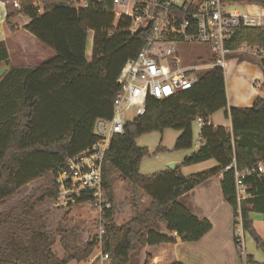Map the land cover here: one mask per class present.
<instances>
[{"label":"trees","instance_id":"obj_1","mask_svg":"<svg viewBox=\"0 0 264 264\" xmlns=\"http://www.w3.org/2000/svg\"><path fill=\"white\" fill-rule=\"evenodd\" d=\"M86 1L89 4L86 10L74 9L70 0L19 2L17 11L28 20L23 30L50 49L53 58L38 68L11 70L1 84L18 83L21 96L14 105L0 102V205L30 183L49 174L54 176L68 159L98 141L94 123L111 120L115 98L121 91L117 77L123 65L135 58L148 35L145 29L130 36L126 30L131 23L124 18L118 22L116 32L108 36L113 24L111 2ZM237 1L264 7V0ZM4 24L10 33L17 32L10 12ZM89 34L93 36L90 62L86 59ZM244 43L264 48V29H239L227 46L234 49ZM0 58L3 61L7 57ZM259 66L264 76V62ZM8 108H11L9 114L2 116ZM221 110L229 120L228 128L211 123V117ZM199 120L204 125L200 127L198 150L174 169L148 176L140 174L141 161L150 157V153L137 146L139 137L175 130L180 135L174 151L189 150L193 144L192 123ZM164 151V148L156 150ZM209 160L216 163L215 168L188 177L181 174V166ZM263 162L264 98L257 97L249 108H228L224 72L210 70L190 90L162 101L149 98L145 114L127 122L122 135L112 137L102 166L104 196L112 209L103 216L100 243L93 239L72 254L65 245L63 259L57 258L52 251L56 240L48 231L46 218L37 204L28 200L21 206L18 219L0 216V232L8 227L0 242V264H80L87 262L99 245L101 256L110 264H139L137 256L145 246L173 243L170 233H175L182 242H197L211 231V224L193 215L184 197L205 181L218 177L222 197L233 211L235 225L240 217L242 232L252 238L264 257V240L256 233L250 218L251 214L264 218V171L241 179L248 198L240 203L236 199L233 168L224 172L231 165L242 172ZM109 171L127 181L132 189L135 214L120 226L114 222L113 179L108 177ZM56 195L52 180L40 203L53 202ZM139 195L150 200L143 212L136 208ZM66 218L67 214L63 219ZM160 224L165 226L166 234L159 231ZM57 231L65 233L61 228ZM66 233L76 240L75 230ZM236 240L235 246L242 257ZM243 262L258 264L248 255Z\"/></svg>","mask_w":264,"mask_h":264},{"label":"built area","instance_id":"obj_2","mask_svg":"<svg viewBox=\"0 0 264 264\" xmlns=\"http://www.w3.org/2000/svg\"><path fill=\"white\" fill-rule=\"evenodd\" d=\"M112 4L113 24L108 36L116 32L118 22L130 20L126 30L130 36L148 30L144 44L134 59L122 67L117 84L121 91L115 98L112 118L97 120L94 134L98 141L68 159L57 169L54 184L57 195L51 205L55 209L69 208L90 203L97 212L99 228L96 239L101 242L104 233L103 216L112 209L102 187V166L111 139L123 134L127 122L143 116L149 98L162 101L190 90L199 78L213 69H228L229 58L251 57L264 62V48L242 44L231 49L227 46L237 30L243 28L264 29V7L253 2L237 0H105ZM20 1L8 2L20 10ZM76 10H86V0H70ZM198 45L205 51L198 58H206L197 64L185 66L183 47ZM183 54V56H182ZM254 89L262 91L261 82L253 81ZM204 124L198 121L199 128ZM233 168L237 202L248 198L242 178L253 173H263L264 162L237 172ZM240 214L239 210L237 211ZM238 220L237 242L243 254L241 219ZM100 253V245L98 248Z\"/></svg>","mask_w":264,"mask_h":264},{"label":"rangeland","instance_id":"obj_3","mask_svg":"<svg viewBox=\"0 0 264 264\" xmlns=\"http://www.w3.org/2000/svg\"><path fill=\"white\" fill-rule=\"evenodd\" d=\"M92 39V34H89L86 46V59L88 62L91 61ZM33 45L34 46L32 47V50L34 52H32V58H53V52L50 49L43 46L38 47L35 43H33ZM183 49L186 53V55H184V58H182L185 66L197 64L198 59H206L198 58V56H200V54L205 51V49L201 46H184ZM31 51L29 53H31ZM10 55V58H13L10 62L12 64H15V58L18 57L15 55V53L12 52L10 53ZM41 60L42 59L38 61L35 60L34 63H29L28 67L33 68L37 66L38 64H40ZM236 60L237 61L229 62L228 69L224 71L227 89L233 87L236 91V94L240 93L247 98H249L250 96L254 97L253 95H258V92L254 91L255 89L252 90L253 88L251 81L253 79L261 81L262 79V71L258 65L260 62L251 57H240L239 59L236 58ZM236 62L243 63L237 65ZM19 89V84H16L13 81L7 82L3 86L0 85V102L9 101V105H14L13 103H17V98L19 97V95L21 96ZM250 99L251 98H249L248 101L242 104L244 108L251 107L252 104L249 103ZM21 101L22 100H20V103ZM10 110L11 108H8L1 115H8ZM211 121L213 122V124L219 125L220 127H227L228 125V121L224 115V110L216 112L211 117ZM199 133L200 128L198 126V121H194L192 123V149L184 151H174L175 141L180 135V132L175 130L166 129L163 131V133L153 132L139 137L136 140L137 146L140 148L148 149L150 153V157H146L141 161L139 168L140 174L143 176L152 175L166 170L167 167L172 163H182L186 157L190 156L201 146ZM158 148H164L165 151L156 152ZM215 167L216 163L213 160H209L198 165L181 166L180 171L183 176H192L205 171H209ZM108 177H112L113 179L112 192L114 196V222L118 226H120L122 224H125V222L129 220L130 216L135 214V210L131 204L132 189L129 183L118 178L116 173L109 171ZM53 179L54 176L49 174L32 182L33 184L27 185L22 188L17 194L8 198L3 205H0V216L4 218L10 215V217L16 220L20 217V208L24 203L30 200L31 203L37 204L38 209L44 214L46 218L49 233L53 235L56 240L55 246L52 248V251L57 258L62 259L64 257L65 245L69 247L70 254H72L77 247L83 249L87 243L91 242L97 235L99 223L96 209L88 202L64 209L53 208L51 202L40 203V198L43 192L51 187ZM138 201L139 197H137V203ZM125 205H129L127 213L124 210ZM66 214L67 218L63 219ZM251 219L254 221L253 226L256 233L264 240V218L259 215L251 214ZM58 228L64 229L65 235L58 233ZM7 229V226L1 229L0 242L2 241ZM237 229L239 230L238 225ZM71 230H75L76 240H74L73 236L66 233ZM243 242V248L245 252H253V250H256L263 256L262 252L256 247L252 238L246 233L243 234ZM244 256L241 257L242 260ZM137 259L139 261V255L137 256ZM89 260L80 264H102V256L98 255V249L94 250V253ZM106 261L109 262L108 259ZM72 264L76 263L73 262Z\"/></svg>","mask_w":264,"mask_h":264},{"label":"crops","instance_id":"obj_4","mask_svg":"<svg viewBox=\"0 0 264 264\" xmlns=\"http://www.w3.org/2000/svg\"><path fill=\"white\" fill-rule=\"evenodd\" d=\"M8 12H10L12 16V25L17 29V32L14 34L10 33L9 29L5 27L4 24ZM27 24L28 20L22 17L18 11L13 8L12 4H9L8 2L3 3L0 1V56L7 57L3 61H0V85L4 81L5 76L11 70H29L38 68L47 60H49L48 58H32V52H34L32 50V47L34 46L33 43H35L38 47H41V45L23 30L24 26ZM30 51L31 53H29ZM11 52L15 53V55L18 57L15 58V64L10 62L11 59H13L10 58ZM1 59L3 58H0V60ZM40 59H42L40 64L33 68L28 67L29 63H34L35 60L38 61ZM231 61L237 60L236 58L231 57L229 58V62ZM236 63L237 65H240L243 62ZM253 81L258 80L253 79L251 83ZM258 82L263 84V72L262 79ZM252 90H254V88ZM254 91H257L258 95L249 97L251 98L249 101L250 104H252L254 99L257 97L264 98L262 91L257 89ZM225 92L228 108L243 109L244 107L242 104L249 100V98L240 93L236 94V91L233 87L227 89L226 82ZM227 121L228 125L224 128L229 127V120ZM211 123L213 124L212 121ZM213 125L215 127H220L216 124ZM31 184L33 183H30L29 185ZM184 200L189 204L193 215H195L199 220H206L211 224V231H209V233H207L199 241L194 243L182 242L175 233H170L168 235L174 239V242L160 244L157 246H145L139 253V264H172L174 262L180 264H244L239 251L235 246V238H237L238 229L237 225H235L233 211L222 197L220 189V177L209 179L200 184L195 189L191 190L187 195H185ZM149 204L150 200L147 197L139 195V201L136 203V208L138 211L143 212L149 207ZM128 209L129 205H125L124 210L126 213L128 212ZM133 216L134 215L130 216L129 220ZM159 231L163 234H166L165 226L160 224ZM241 238L243 241V235ZM244 255L252 256L254 261L258 264H261L264 260V257L256 250H253V252H245L243 248V256ZM106 260L107 258L102 257V264L110 263V261L108 262Z\"/></svg>","mask_w":264,"mask_h":264},{"label":"water","instance_id":"obj_5","mask_svg":"<svg viewBox=\"0 0 264 264\" xmlns=\"http://www.w3.org/2000/svg\"><path fill=\"white\" fill-rule=\"evenodd\" d=\"M19 1H25V0H19ZM179 164H176V163H172V164H170L168 167H167V169H174L176 166H178Z\"/></svg>","mask_w":264,"mask_h":264}]
</instances>
